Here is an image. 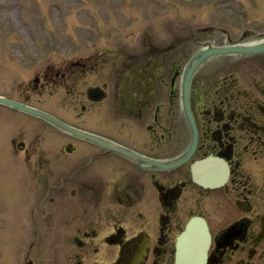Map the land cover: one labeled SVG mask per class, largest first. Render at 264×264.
<instances>
[{
    "label": "flooded vegetation",
    "instance_id": "flooded-vegetation-1",
    "mask_svg": "<svg viewBox=\"0 0 264 264\" xmlns=\"http://www.w3.org/2000/svg\"><path fill=\"white\" fill-rule=\"evenodd\" d=\"M259 23L260 34L246 30L237 42L264 41ZM209 35L193 46L221 45ZM173 38L122 57L43 63L19 86L22 102L60 109L59 118L98 137L12 139L8 156L40 181L32 189L43 201L28 218L36 240L41 223L59 227V249L28 264H178L179 237L194 217L211 240L182 251L192 264H264V53L203 61L187 108L186 74L200 50L190 55V43L178 48ZM54 93L65 97L31 104Z\"/></svg>",
    "mask_w": 264,
    "mask_h": 264
},
{
    "label": "rangeland",
    "instance_id": "rangeland-1",
    "mask_svg": "<svg viewBox=\"0 0 264 264\" xmlns=\"http://www.w3.org/2000/svg\"><path fill=\"white\" fill-rule=\"evenodd\" d=\"M259 9H264V0H0V93L12 92L11 84L19 82L20 73L25 78L23 69L27 68V62H21L24 58L74 57L99 40L107 44L125 42V31H136L130 41L137 40L139 30L141 41L148 29L167 39L172 31L181 35L199 26L224 23V16L240 20L242 28L262 19L264 13H258ZM106 29L110 34H106ZM235 30L239 32V28ZM6 112L8 109H0L1 114ZM21 120L27 128L30 121ZM21 123L15 120L11 134L3 139L9 144L7 148L1 142L5 151L11 148L9 140L19 134ZM21 131L23 137H41L31 129ZM0 151L3 153V149ZM14 167L12 161L0 160V264H26L34 240L32 225L15 223L7 212L10 208L17 220L26 210L25 191ZM23 181L29 188V181L33 180L24 177ZM52 227L51 233L48 226L40 224L43 239L36 247L43 250L34 249V259L48 258V251L54 253L59 249L58 227Z\"/></svg>",
    "mask_w": 264,
    "mask_h": 264
},
{
    "label": "water",
    "instance_id": "water-1",
    "mask_svg": "<svg viewBox=\"0 0 264 264\" xmlns=\"http://www.w3.org/2000/svg\"><path fill=\"white\" fill-rule=\"evenodd\" d=\"M260 50H264V44L261 46H255V47H231V48H213L208 50L205 55H211V54H216V53H223V52H236V51H245V52H250V53H254V52H258ZM1 101H5L7 103H12L15 105H20L19 103L15 102V101H11L8 100L6 98L0 97Z\"/></svg>",
    "mask_w": 264,
    "mask_h": 264
}]
</instances>
